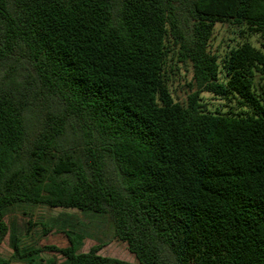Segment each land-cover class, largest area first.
Instances as JSON below:
<instances>
[{"label":"trees","instance_id":"1","mask_svg":"<svg viewBox=\"0 0 264 264\" xmlns=\"http://www.w3.org/2000/svg\"><path fill=\"white\" fill-rule=\"evenodd\" d=\"M217 24L264 35V0H0V241L10 207L44 205L108 216L136 264H264V52L220 65ZM70 243L45 249L128 264Z\"/></svg>","mask_w":264,"mask_h":264},{"label":"rangeland","instance_id":"2","mask_svg":"<svg viewBox=\"0 0 264 264\" xmlns=\"http://www.w3.org/2000/svg\"><path fill=\"white\" fill-rule=\"evenodd\" d=\"M243 41L250 42L264 52V35L249 33L246 28L237 29L228 24L215 26L210 50L222 65L231 49ZM169 89L176 102L185 103L190 93L193 71L171 61L167 68ZM226 81L225 74L220 76ZM264 80L255 77V90L261 93ZM202 102L211 111H226L235 107L214 95L203 93ZM8 232L0 241V264H65L64 257L45 249L47 246L64 248L72 241L77 253H86L91 247L101 245V256L128 264H136V258L125 242L118 240L108 216L75 209L51 208L44 205L18 204L10 207L2 219ZM17 248V250H16ZM36 251L35 253H31Z\"/></svg>","mask_w":264,"mask_h":264}]
</instances>
